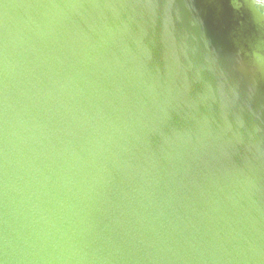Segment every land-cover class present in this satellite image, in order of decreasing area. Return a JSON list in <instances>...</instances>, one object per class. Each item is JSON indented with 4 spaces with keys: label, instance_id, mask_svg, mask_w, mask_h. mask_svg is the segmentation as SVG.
Returning a JSON list of instances; mask_svg holds the SVG:
<instances>
[{
    "label": "water",
    "instance_id": "1",
    "mask_svg": "<svg viewBox=\"0 0 264 264\" xmlns=\"http://www.w3.org/2000/svg\"><path fill=\"white\" fill-rule=\"evenodd\" d=\"M0 264H264L253 0H0Z\"/></svg>",
    "mask_w": 264,
    "mask_h": 264
},
{
    "label": "flooded vegetation",
    "instance_id": "2",
    "mask_svg": "<svg viewBox=\"0 0 264 264\" xmlns=\"http://www.w3.org/2000/svg\"><path fill=\"white\" fill-rule=\"evenodd\" d=\"M255 8L264 15V0H253Z\"/></svg>",
    "mask_w": 264,
    "mask_h": 264
}]
</instances>
